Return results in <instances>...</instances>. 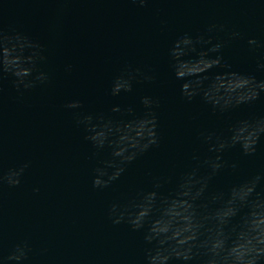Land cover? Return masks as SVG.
Instances as JSON below:
<instances>
[{"label": "clouds", "instance_id": "9594fccd", "mask_svg": "<svg viewBox=\"0 0 264 264\" xmlns=\"http://www.w3.org/2000/svg\"><path fill=\"white\" fill-rule=\"evenodd\" d=\"M133 2L143 6L148 3V0H133ZM220 28L222 29L223 25ZM212 30L213 28H209L210 32ZM238 35L239 33H233V36ZM210 41L211 38L204 41L203 36H199L194 42L190 36L185 35L178 39L171 49V55L176 60L173 66L175 77L177 80L185 81L181 84L182 96L191 101L202 92L205 102L211 104L214 111L220 112L257 100L260 92L264 91V80L257 81L255 76L244 73H220L215 76L208 88L202 87L204 79H206V77H202L203 73L214 67H227L221 63L222 56L217 55L215 58H209L208 55L209 51L219 53L223 45L217 43L208 51H200L195 60L186 61L182 60L181 57L187 55L188 51H195L194 44L196 42L210 43ZM248 43L253 46L257 45L255 39H250ZM42 59L44 57L41 55V46L38 43L21 33L9 34L0 29V80L5 74H10L15 78L13 84L17 91L22 88H33L36 81L44 82L47 80L44 73H39L34 79H29L37 62ZM259 67L264 69V64ZM191 77H195V79H189ZM133 78L135 77L131 74L127 78L124 75L117 77L112 87V95H118L121 91H131V79ZM144 78L151 79V77ZM221 81L227 82L229 87H217L218 82ZM142 103L146 108H150L152 101L149 98H144ZM65 107L77 109L81 107V104L74 100L66 104ZM119 110V108H113V111ZM92 119L91 116L77 119V123H82L86 127L88 135L85 139L91 141L93 146L98 149L103 148L107 143L113 147V157L119 158V164L115 160L104 161V167L95 169L96 175L92 181L94 188L108 187L124 172L125 164L131 163L139 154L144 153L151 146H158L159 144V136L156 131L157 120L154 112L149 111L143 118L123 124V126L117 125L115 128H113L111 121L104 122L101 118V123H92ZM133 128L135 135L125 134V130ZM113 131L119 134L116 140L109 139ZM230 132L231 135L227 140L218 139L215 144L210 143L209 150L220 152L226 147L239 145L245 155H252L256 151L255 146L260 134L264 133V118L238 121L231 127ZM205 139L211 142L212 135H208ZM220 159V156L217 155L215 160L207 161L213 174L223 166ZM26 167L27 165L19 169H10L6 174L0 171V186L5 182L10 187L19 185L20 177ZM108 168L115 170L109 174ZM259 180L260 176H256L251 181L233 186L226 209H217L214 213L202 216L198 213V205L195 202L203 195L207 182L197 178L195 171L186 174L179 185L176 196L165 202L160 217L150 224L149 234L145 236V240L148 243L157 241L158 247L155 250H147V264H166L172 258L190 261L196 256L208 257L204 264H257L260 257L264 255V227L257 225L249 228L246 222L254 209L261 208L258 200L251 203L248 201ZM195 185H200V187L193 194ZM155 198L156 193L150 192L144 195L139 202L134 201L125 206L113 204L109 209V217L113 224L127 222L134 231L139 230L144 227L147 217L152 211ZM177 201L182 205L181 211L178 216L169 217L166 209ZM237 201L239 205H237ZM246 205L249 206L250 210L246 214V219L239 231L234 227L231 232L225 234L223 226L227 224L228 218L236 214L238 207L243 208ZM209 220H215L218 223L214 227H207L205 230L208 237L200 241L199 236L202 234L200 229L205 228V222ZM161 224H166V227H160ZM232 233H235V239L229 244L228 240ZM26 258V244L17 245L6 257L8 261H15L17 264ZM0 259L3 257L0 256Z\"/></svg>", "mask_w": 264, "mask_h": 264}]
</instances>
